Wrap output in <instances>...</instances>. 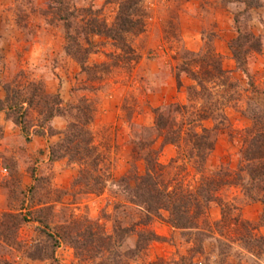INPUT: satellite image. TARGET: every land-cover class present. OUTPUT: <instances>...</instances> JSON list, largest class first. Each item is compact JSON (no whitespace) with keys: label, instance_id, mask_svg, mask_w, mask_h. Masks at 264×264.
Segmentation results:
<instances>
[{"label":"rangeland","instance_id":"374dc122","mask_svg":"<svg viewBox=\"0 0 264 264\" xmlns=\"http://www.w3.org/2000/svg\"><path fill=\"white\" fill-rule=\"evenodd\" d=\"M121 1L0 0V102L6 99L8 87L31 93L24 88L28 83H40L42 91L60 95L62 102L56 109L59 111H53L55 117L44 123L48 110L57 108V102L43 99L36 90L34 105L24 106L30 138L13 117L0 110V220L9 226L8 239L19 242L10 246L0 241V256L10 264H151L192 255L195 231L170 227L165 222L167 212H162L163 219H155L151 226L163 240L151 243L141 253L136 252L137 234L131 233L122 241L116 239L112 254L105 250L103 240H88L91 251L83 262L74 248L78 238L75 232L88 234L92 230L110 235L120 224L129 226L137 212L130 208L125 214L123 208L116 209L129 199L119 180L145 173L144 157L151 144L159 151L163 165L179 156L180 149L166 144L153 130L155 111L174 103L188 104V88L196 82L184 68L197 70L192 59L220 54L235 86L234 96L224 108L226 121L202 124L201 128H218L206 172L212 173L222 165L237 170L242 136L252 126L254 114L264 112V0H142L145 29L127 37L134 49L132 54L124 52L114 40L89 36L80 23L91 16L113 25ZM249 31L260 38L261 52L245 53L250 44L245 42L242 57L246 71L242 72L231 45L240 33L245 36ZM78 46L92 52L86 55ZM78 58H83L84 67ZM231 67L235 69L231 71ZM84 99L95 109L90 130L104 157L103 174L108 179L98 195L86 193L82 184L74 185L80 164L68 158L54 162L50 154L74 120L75 112L70 107ZM189 169L193 171L191 165ZM254 194L256 201L238 186L225 190L222 199L237 204L240 218L262 237L264 192ZM9 214L20 217L6 216ZM36 216L42 223L35 221ZM22 217L27 221L20 223ZM221 218V207L212 203L206 225L201 227L210 225L213 233L202 236L203 248L194 254L193 263L264 264L263 256H254L239 244L233 226V230L214 228ZM59 231L72 236L55 249L48 234Z\"/></svg>","mask_w":264,"mask_h":264},{"label":"trees","instance_id":"16d2710c","mask_svg":"<svg viewBox=\"0 0 264 264\" xmlns=\"http://www.w3.org/2000/svg\"><path fill=\"white\" fill-rule=\"evenodd\" d=\"M141 3L142 0H122L119 13L111 26L91 16L88 20L83 18L80 23L84 24L85 32L89 36L99 35L114 40L120 44L124 52L132 54L134 49L127 37L140 34L145 29V14L140 8ZM90 14L88 11L87 15ZM71 16H74V13ZM67 36L70 37L69 34ZM245 42L250 43L245 52L247 54L261 52L262 46L260 38L250 31L245 36L240 33V36L234 40V44L231 45L232 54L238 69L242 72L246 71V60L242 57ZM78 47L86 55L92 52L90 48ZM190 55L199 57L196 54ZM82 59L78 58V61L84 67ZM191 62L197 65V70L184 68V72L192 77L196 85L188 88V104L174 103L155 111L156 122L153 130L158 137L165 140L166 144L177 146L180 149L179 156L171 160L168 165H163L158 159L159 151L154 149L152 144L148 146L144 157L145 173L130 174L119 180V187L128 194L129 199L124 205L116 206V209L123 208V212L128 214V209L132 208L137 212L133 222L127 227L118 225L114 234L110 235L102 231L96 233L89 230L86 234L85 231L77 230L75 237L78 238H75L74 248L81 261H86L87 253L91 251L88 248L91 241L103 240L102 245H105V250L111 253L114 251L116 239L119 238L122 241L131 233H136L138 237L136 252L146 251L151 243L163 240L151 226L155 219H163L162 212H167L168 217L165 222L170 227L175 230L195 231L193 234L195 237L192 239L194 247L191 249L193 254L188 257L182 256L178 261L160 259L151 264H194V254L200 253L203 248L202 236L208 237L210 233H213L212 226L201 227L206 225L207 212L212 203L218 204L222 210V218L214 224V228L225 230L233 226L235 233L238 234L239 244L252 255L264 257V236H256L254 226L240 218L237 204L222 199V193L225 190L238 186L246 190L253 201L257 200L254 192H264V112L257 111L254 114L252 126L242 136L237 170L233 171L227 165H222L212 173L206 172L205 165L215 149L218 128H201L202 124L208 120L220 123L226 121L224 108L232 100L235 86L230 72L223 66L220 54L210 53L205 58L192 59ZM177 81L181 86L180 80ZM40 87V83L25 84L24 88L27 91L34 90L33 94L32 92L21 93L20 90L11 91L8 87L6 99L0 102V110L6 111L8 117H13V121L20 126L28 138H30V130L26 122L28 113L24 106L34 105L37 91L41 92L43 99H54L57 102V108L48 110L49 115L44 123L55 117L54 109L62 105L60 95L47 94ZM15 95H17L16 100H12ZM70 111L75 112L74 120L69 123L67 129L62 132L60 141L52 148L51 160L55 162L68 158L72 163L80 164L79 175L74 185L82 184L88 194H101L106 188L108 179L103 174L104 157L95 145L90 130L94 119V106L91 101L84 99L80 104L71 106ZM180 161H182L181 165L178 164ZM189 165L193 171L189 169ZM29 213L31 215V212ZM6 216L14 219L20 217L10 214ZM26 221L27 218L22 217L20 223ZM35 221L42 223L43 220L40 216H36ZM262 221L264 222V213ZM20 223L15 224V228ZM8 228L9 226L0 220V241L10 246L18 245L19 242L16 239H8L6 235ZM48 236L54 241L56 249L61 242L69 241L68 237L72 235L59 231L57 234H48ZM115 255L118 256L117 252ZM0 264H10V262H6L5 258L0 256Z\"/></svg>","mask_w":264,"mask_h":264},{"label":"crops","instance_id":"0c3cea01","mask_svg":"<svg viewBox=\"0 0 264 264\" xmlns=\"http://www.w3.org/2000/svg\"><path fill=\"white\" fill-rule=\"evenodd\" d=\"M235 68L234 67H231V71H233Z\"/></svg>","mask_w":264,"mask_h":264}]
</instances>
